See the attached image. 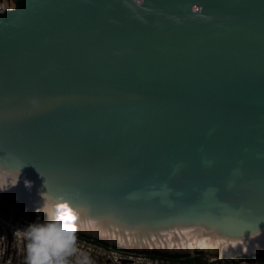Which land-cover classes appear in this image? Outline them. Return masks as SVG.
I'll use <instances>...</instances> for the list:
<instances>
[{"label": "water", "instance_id": "obj_1", "mask_svg": "<svg viewBox=\"0 0 264 264\" xmlns=\"http://www.w3.org/2000/svg\"><path fill=\"white\" fill-rule=\"evenodd\" d=\"M13 1L0 194L127 251L264 255V0Z\"/></svg>", "mask_w": 264, "mask_h": 264}, {"label": "clouds", "instance_id": "obj_2", "mask_svg": "<svg viewBox=\"0 0 264 264\" xmlns=\"http://www.w3.org/2000/svg\"><path fill=\"white\" fill-rule=\"evenodd\" d=\"M196 12H201V8ZM30 184L25 181L26 187ZM41 195L43 203L34 209V218L13 229V236L21 245L22 264H93L78 245V210L67 200L53 201Z\"/></svg>", "mask_w": 264, "mask_h": 264}, {"label": "built area", "instance_id": "obj_3", "mask_svg": "<svg viewBox=\"0 0 264 264\" xmlns=\"http://www.w3.org/2000/svg\"><path fill=\"white\" fill-rule=\"evenodd\" d=\"M14 6L13 0H0V11ZM0 218V237H6L0 238V264H22L21 245L13 236V229L31 221L34 215L0 194ZM78 245L93 264H264V255L220 258L198 253L188 258H170L115 248L81 235Z\"/></svg>", "mask_w": 264, "mask_h": 264}, {"label": "trees", "instance_id": "obj_4", "mask_svg": "<svg viewBox=\"0 0 264 264\" xmlns=\"http://www.w3.org/2000/svg\"><path fill=\"white\" fill-rule=\"evenodd\" d=\"M155 254H158V253H155ZM159 255H162V254H159ZM169 257H172V258H182V257L188 258V256H179V255H177V256H169Z\"/></svg>", "mask_w": 264, "mask_h": 264}, {"label": "flooded vegetation", "instance_id": "obj_5", "mask_svg": "<svg viewBox=\"0 0 264 264\" xmlns=\"http://www.w3.org/2000/svg\"><path fill=\"white\" fill-rule=\"evenodd\" d=\"M93 240V239H92ZM95 241H97V240H95ZM107 245V244H106Z\"/></svg>", "mask_w": 264, "mask_h": 264}]
</instances>
